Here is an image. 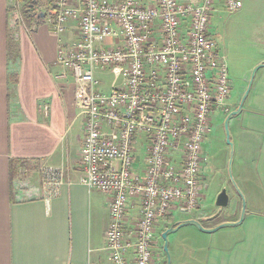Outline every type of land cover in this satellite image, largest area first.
Masks as SVG:
<instances>
[{
	"label": "built area",
	"instance_id": "1",
	"mask_svg": "<svg viewBox=\"0 0 264 264\" xmlns=\"http://www.w3.org/2000/svg\"><path fill=\"white\" fill-rule=\"evenodd\" d=\"M220 4L241 0H52L51 29L78 36L58 48L84 120L80 184L110 196L108 264H160L161 221L201 200L203 144L228 113L231 82L211 32ZM74 26V27H73ZM98 74H109L101 90ZM47 113V106H44ZM45 183L58 172L47 170ZM89 264H103L90 262Z\"/></svg>",
	"mask_w": 264,
	"mask_h": 264
},
{
	"label": "crops",
	"instance_id": "2",
	"mask_svg": "<svg viewBox=\"0 0 264 264\" xmlns=\"http://www.w3.org/2000/svg\"><path fill=\"white\" fill-rule=\"evenodd\" d=\"M257 7L264 9V0H253V42L263 50L253 68L264 62V19L258 20ZM51 15L50 23L37 16L42 23L22 31L12 0H0V264H108L102 252L110 196L80 184L84 120L74 105L70 74L58 78L65 70L56 64L59 45L78 32L55 34ZM229 130L233 172L249 208L235 227L213 233L180 228L179 241L170 244L171 264H264V68ZM50 169L59 175L46 184ZM207 193L196 211L182 212L187 217L175 222L195 220L211 229L239 219L233 218L236 201L230 197L220 214L227 216L212 218L217 194Z\"/></svg>",
	"mask_w": 264,
	"mask_h": 264
},
{
	"label": "rangeland",
	"instance_id": "3",
	"mask_svg": "<svg viewBox=\"0 0 264 264\" xmlns=\"http://www.w3.org/2000/svg\"><path fill=\"white\" fill-rule=\"evenodd\" d=\"M241 1L242 7L238 12L228 14L221 8L212 16L211 32L213 33L214 40L220 50V55L226 60L229 80L232 88L227 106L229 112L217 114L218 118H215V121L212 124L211 133L209 137H207L206 142L203 144L206 161L201 171V176L205 175L210 179L209 191L211 190V194H218L222 189H225L229 197L231 199L234 198L236 201V214L233 215V218H236L240 214L243 202L245 213L249 208V204L244 189L235 178L232 162L231 169L229 168L230 147L227 145L225 140L223 123L228 114L232 112L231 105H234L235 107L239 105L254 69L253 62L260 55V53L263 52V50L260 49V44L253 42V0ZM256 2L259 4L262 3V0H256ZM12 4L15 7L16 16L18 17L19 25H17V27L19 30L22 29V31H31L35 27L34 22L29 19L27 11L37 14L38 18L43 19V23H50L51 21L50 10L52 0H12ZM255 12L259 14L258 20L264 19V9L257 7ZM15 33L16 32L14 30L10 33L13 38V44H16ZM253 45L256 46L254 47ZM96 79L101 82L102 86L100 89L103 91L109 88L113 80L112 76L109 74H98ZM230 175L232 176L233 182L242 196L238 194L232 185ZM206 194H208L207 191L202 189L201 195L206 196ZM203 205H205V202H203ZM216 210L217 208L211 204L208 213L210 215L214 214ZM220 216L221 215L216 218L217 221L222 220L223 216H227V214L225 213L222 217ZM186 217L187 214L175 211L173 212L172 217L167 218L171 219V223H168V221H166L167 219L159 223L157 233L160 240L159 246L161 247V256L159 258L160 264H165L166 262L163 252V241L160 233L170 228L174 223H176V220H184ZM181 232L184 231H177L168 236V252L171 260L172 245L170 244L179 241ZM102 254L106 256V252L104 250Z\"/></svg>",
	"mask_w": 264,
	"mask_h": 264
},
{
	"label": "water",
	"instance_id": "4",
	"mask_svg": "<svg viewBox=\"0 0 264 264\" xmlns=\"http://www.w3.org/2000/svg\"><path fill=\"white\" fill-rule=\"evenodd\" d=\"M261 68H264V62H262V63H260L254 67L252 74H251V77H250V81H249L248 86H247V88H246V90H245V92H244V94L240 100L238 108L235 111L230 112V114H228V116L225 118L224 123H223L225 140H226L227 145L230 147V159H229V168L230 169H231V162L233 160L234 146H233V143L231 141L229 123L235 116H237L241 112L243 103L245 102V100L249 94V91L251 89V85L253 83L254 76H255L256 72ZM230 180L232 182V185L234 186V188L238 192V194H240V196H242L240 191L237 189L235 183L233 182L231 175H230ZM228 204H229V195L227 194L225 189H222L217 194V196L215 198L214 205L217 208V212L215 213V215L212 218H217L220 215L221 211L228 207ZM244 217H245V208H244V202H243L241 212H240V217L236 222H224V223H221V224H219V225H217L211 229L203 228L202 225L195 220H186V221L174 223L170 228L166 229L161 234V239L163 241V252H164L165 261H166L165 264H171V258L169 256V252H168V241H167L168 236L170 234L177 232L180 228L186 227V226H193L203 233H213V232L218 231L220 229L238 226L239 224L242 223Z\"/></svg>",
	"mask_w": 264,
	"mask_h": 264
},
{
	"label": "trees",
	"instance_id": "5",
	"mask_svg": "<svg viewBox=\"0 0 264 264\" xmlns=\"http://www.w3.org/2000/svg\"><path fill=\"white\" fill-rule=\"evenodd\" d=\"M27 14H28L29 19L33 21L36 26L42 23V20L37 19V16H38L37 14L31 13V11H27ZM166 221H168V223H171V219H167Z\"/></svg>",
	"mask_w": 264,
	"mask_h": 264
},
{
	"label": "flooded vegetation",
	"instance_id": "6",
	"mask_svg": "<svg viewBox=\"0 0 264 264\" xmlns=\"http://www.w3.org/2000/svg\"><path fill=\"white\" fill-rule=\"evenodd\" d=\"M210 179L207 177V176H205V175H203V176H201V183H202V189H205L206 191L207 190H209V187H210ZM160 234H162V233H160Z\"/></svg>",
	"mask_w": 264,
	"mask_h": 264
}]
</instances>
